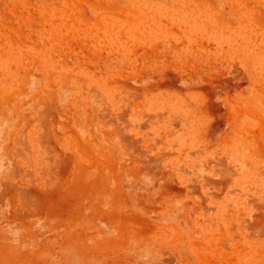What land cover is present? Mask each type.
<instances>
[{
  "label": "rangeland",
  "instance_id": "1",
  "mask_svg": "<svg viewBox=\"0 0 264 264\" xmlns=\"http://www.w3.org/2000/svg\"><path fill=\"white\" fill-rule=\"evenodd\" d=\"M0 264H264V0H0Z\"/></svg>",
  "mask_w": 264,
  "mask_h": 264
},
{
  "label": "bare ground",
  "instance_id": "2",
  "mask_svg": "<svg viewBox=\"0 0 264 264\" xmlns=\"http://www.w3.org/2000/svg\"><path fill=\"white\" fill-rule=\"evenodd\" d=\"M116 98V97H115ZM133 142V141H132ZM135 144H137V143H135ZM94 158V157H93Z\"/></svg>",
  "mask_w": 264,
  "mask_h": 264
},
{
  "label": "crops",
  "instance_id": "3",
  "mask_svg": "<svg viewBox=\"0 0 264 264\" xmlns=\"http://www.w3.org/2000/svg\"><path fill=\"white\" fill-rule=\"evenodd\" d=\"M144 255V253H142Z\"/></svg>",
  "mask_w": 264,
  "mask_h": 264
}]
</instances>
